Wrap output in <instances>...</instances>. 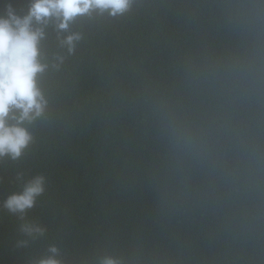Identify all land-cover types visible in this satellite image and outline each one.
Returning a JSON list of instances; mask_svg holds the SVG:
<instances>
[{"label": "clouds", "instance_id": "clouds-1", "mask_svg": "<svg viewBox=\"0 0 264 264\" xmlns=\"http://www.w3.org/2000/svg\"><path fill=\"white\" fill-rule=\"evenodd\" d=\"M138 0H30L0 13V159L19 160L30 126L49 110L46 77L74 55L78 20L127 16ZM212 43L179 54L169 69L119 94L134 139L151 133L147 160L156 232L131 234L91 264H264V0H205ZM200 11L197 5L196 12ZM58 52L42 51L48 29ZM35 176L3 201L24 220L44 192ZM35 223L20 232L44 235ZM27 240L17 247H26ZM30 264H64L50 245Z\"/></svg>", "mask_w": 264, "mask_h": 264}, {"label": "trees", "instance_id": "trees-1", "mask_svg": "<svg viewBox=\"0 0 264 264\" xmlns=\"http://www.w3.org/2000/svg\"><path fill=\"white\" fill-rule=\"evenodd\" d=\"M204 2L138 0L125 17L73 25L83 39L44 81L50 105L30 126L32 143L19 160L0 159V264H30L50 245L61 249L64 264H91L131 234H155L147 160L156 142L151 133L134 139L119 94L165 73L185 50L213 42L216 28ZM29 3L0 0V13L10 4L23 15ZM42 51H60L51 28ZM35 176L44 178V192L21 220L3 201ZM26 222L40 225L44 235L24 236ZM22 240L27 246L17 247Z\"/></svg>", "mask_w": 264, "mask_h": 264}]
</instances>
